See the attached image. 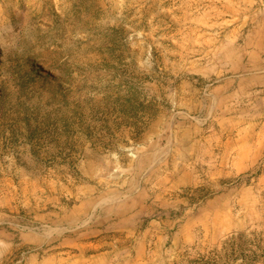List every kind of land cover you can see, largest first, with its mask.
I'll return each mask as SVG.
<instances>
[{
	"label": "rangeland",
	"instance_id": "1",
	"mask_svg": "<svg viewBox=\"0 0 264 264\" xmlns=\"http://www.w3.org/2000/svg\"><path fill=\"white\" fill-rule=\"evenodd\" d=\"M0 264H264V0H0Z\"/></svg>",
	"mask_w": 264,
	"mask_h": 264
}]
</instances>
